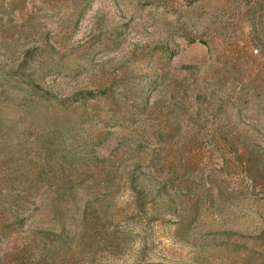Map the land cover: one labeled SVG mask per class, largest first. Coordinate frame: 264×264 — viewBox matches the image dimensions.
<instances>
[{
	"label": "rangeland",
	"instance_id": "1",
	"mask_svg": "<svg viewBox=\"0 0 264 264\" xmlns=\"http://www.w3.org/2000/svg\"><path fill=\"white\" fill-rule=\"evenodd\" d=\"M0 264H264V0H0Z\"/></svg>",
	"mask_w": 264,
	"mask_h": 264
}]
</instances>
